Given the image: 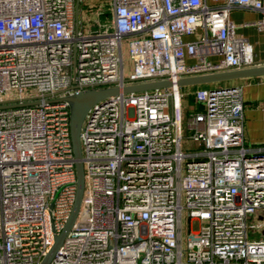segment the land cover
Returning <instances> with one entry per match:
<instances>
[{"label":"built area","instance_id":"obj_1","mask_svg":"<svg viewBox=\"0 0 264 264\" xmlns=\"http://www.w3.org/2000/svg\"><path fill=\"white\" fill-rule=\"evenodd\" d=\"M215 1L110 0L91 30L80 0H0V95L18 92L0 96V264H41L70 216L65 98L155 82L174 85L85 117L81 211L49 264H264V145L245 144L242 88L175 85L255 65L229 13L258 12L246 25L264 33V0Z\"/></svg>","mask_w":264,"mask_h":264},{"label":"water","instance_id":"obj_2","mask_svg":"<svg viewBox=\"0 0 264 264\" xmlns=\"http://www.w3.org/2000/svg\"><path fill=\"white\" fill-rule=\"evenodd\" d=\"M78 7H79V3H77V10ZM254 77H264V65L230 71V72L185 78L178 80L175 83V85L180 88L205 86L213 83L231 82L236 79L254 78ZM173 85L174 84L171 82H155L144 85L127 86L124 87L122 90H120L119 88L90 90V91L76 93L65 98V102L69 106L70 139H71L73 156L76 160L75 162L76 193H75V199L70 216L64 228L60 232V234L55 236L54 245L52 246L47 256L42 260L41 264L50 263V261L56 255V252L61 246L63 240L65 239L67 234L71 231L81 211V203H82L84 187H85V174H84L83 164L80 161L81 160L80 132L85 117L89 115L91 111L94 110L97 104L103 101H110L112 97H115L121 93L122 94L137 93V92L148 91L153 89L169 88L172 87ZM208 89H213V88H208Z\"/></svg>","mask_w":264,"mask_h":264},{"label":"crops","instance_id":"obj_3","mask_svg":"<svg viewBox=\"0 0 264 264\" xmlns=\"http://www.w3.org/2000/svg\"><path fill=\"white\" fill-rule=\"evenodd\" d=\"M110 0H80L79 18L86 29H91L89 15L98 19V13L106 8ZM204 4L214 7L220 4L215 0H203ZM260 14L247 8H234L229 13V20L235 26V35L246 39L252 46L255 65H264V33L259 32L252 24ZM90 26V27H89ZM89 27V28H87ZM220 87H241L244 103V139L247 146L264 145V77L242 78L224 82ZM186 106L192 107L190 99L185 100Z\"/></svg>","mask_w":264,"mask_h":264},{"label":"rangeland","instance_id":"obj_4","mask_svg":"<svg viewBox=\"0 0 264 264\" xmlns=\"http://www.w3.org/2000/svg\"><path fill=\"white\" fill-rule=\"evenodd\" d=\"M109 6H110V2L107 3L106 4V8L102 10L104 12L105 16L108 15ZM89 18H90L89 19L90 20L89 23L91 24L90 26H92L91 30H93L94 25H96L94 16L89 15ZM102 21H103V19H102ZM89 27H87V28H89ZM122 54H123V64H124V77L127 78L132 72V61H131V59L128 56V45H127L126 42H123ZM220 84L221 83H213V84L205 85V86H202V87H205V88H217V87H220ZM198 88H201V86L183 87L182 88V92L194 91V90H196ZM34 95H35V93L32 90H26L25 92L22 93V96L24 98H31ZM0 96L4 100H10V99L16 98L18 96V92L16 90H11L10 92L3 93ZM182 107H183V109L186 107V102L185 101L182 102ZM189 228H190V232L191 233H195L199 229V224L196 223V222H192L189 225ZM182 229H183V239L185 240L187 238L188 234H189L188 233V221H187L185 213H183V217H182Z\"/></svg>","mask_w":264,"mask_h":264},{"label":"trees","instance_id":"obj_5","mask_svg":"<svg viewBox=\"0 0 264 264\" xmlns=\"http://www.w3.org/2000/svg\"><path fill=\"white\" fill-rule=\"evenodd\" d=\"M201 88H205V87H202V86H201ZM189 99H190L191 102L193 101V98H192V97H190Z\"/></svg>","mask_w":264,"mask_h":264}]
</instances>
